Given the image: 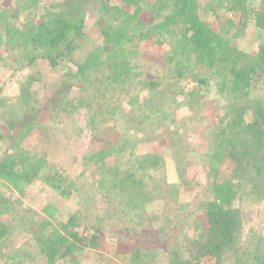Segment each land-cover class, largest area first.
Wrapping results in <instances>:
<instances>
[{
	"label": "trees",
	"instance_id": "trees-1",
	"mask_svg": "<svg viewBox=\"0 0 264 264\" xmlns=\"http://www.w3.org/2000/svg\"><path fill=\"white\" fill-rule=\"evenodd\" d=\"M121 1L133 8V12L112 8L117 11L116 15L108 0H66L61 6L47 7L39 21L32 18L18 23V12L32 13L30 8L38 7V0H22L17 11L12 13L9 9L0 13V48L6 47L20 54L17 61L26 60L27 65L41 59L48 60L52 67L62 62L65 67L67 63H74V71L84 84L83 90H90L93 94L60 101L56 115L64 113L69 118L70 112L86 111L87 124L95 123L97 104L102 103L93 95L105 97L108 92L125 87L121 85L142 76L143 70L139 71L137 61V40L155 37L159 44L169 45L164 57V77L175 79L171 86L193 79L199 87L215 80L226 94L228 121L225 120L226 127L215 135L214 146L209 153L218 164L212 167L216 179L211 194L197 202L190 214L193 216L200 212L204 217L192 219L186 225L179 221L173 225L176 239L173 238L167 252L156 247L147 249L137 243L130 252L128 262L264 264V232L254 230L246 233L243 213L235 205L244 193L264 199V104L250 98L251 82L256 76L264 85V0ZM90 4L99 15L105 45L82 56L80 51L86 42L84 28ZM220 10L238 15L239 23L235 18L220 16ZM143 11L148 14L145 20L139 15ZM120 13L124 18L120 17ZM212 16L226 30L235 28L237 35L255 27L261 39L258 52L246 53L236 47L232 36L215 27V19L210 18ZM115 22H118L117 26ZM103 54L107 55L106 59H103ZM68 69L71 70V67ZM160 80L150 75L139 79V84L147 92L138 110L134 108L128 115L124 140L111 143L88 157L92 164L100 165L113 155L128 152L125 162L104 166V179L99 182L98 188L106 202L130 215L138 224L157 217L150 210L148 213V209L157 201V194L162 191L160 184L164 182V177L151 175L152 171L161 170L163 158L156 154L136 153L132 137L138 132L144 134L146 126L151 125L154 118L169 119L171 112L161 107ZM30 89L31 80L20 86L21 104L16 111L3 110L6 105L0 101V121H12L13 126H19L22 129L18 131L19 137L26 135L34 126L30 116L37 107L28 103ZM245 98L250 99L252 104L243 101ZM249 107L254 113L247 118L245 110ZM129 131L133 135H128ZM225 162L234 165V176L220 180L218 173ZM47 163L45 156L22 147L15 156L0 157V180L23 195L27 186L40 179L69 198L76 183L53 165L47 169ZM45 170L47 172L43 173ZM148 178H152L153 182L150 183ZM235 178L239 179L238 182H245L243 190L235 184ZM7 203L11 204L10 197L0 196V215L12 210ZM82 219L74 214L60 228L52 227L46 219L42 223L33 219L23 223L27 224L22 228L30 233L28 241L6 255H0V264H26L41 253L46 254L50 264H53L59 258L75 255L85 248L98 249L103 243V234L99 230L93 233L80 231L78 228ZM15 230L0 224V254L5 253L1 248ZM178 232L183 234L177 236ZM2 256H6L4 261Z\"/></svg>",
	"mask_w": 264,
	"mask_h": 264
},
{
	"label": "rangeland",
	"instance_id": "rangeland-1",
	"mask_svg": "<svg viewBox=\"0 0 264 264\" xmlns=\"http://www.w3.org/2000/svg\"><path fill=\"white\" fill-rule=\"evenodd\" d=\"M21 1L0 0V13L9 9L12 13L17 11ZM65 2L66 0H38V7L30 8L32 13H22V10L18 12V23L32 18L39 21L45 15L47 7ZM202 3L204 4V1ZM108 4L112 11V8L119 7L129 13L133 12V8L121 0H108ZM113 12L117 15V11ZM218 14L235 18L237 23L240 21L238 15L225 10L218 11ZM122 15L120 13V17ZM139 15L144 20L148 17L144 11ZM108 18L110 16L107 21ZM99 22L98 13L91 4L88 5L84 28L86 42L80 51L82 56H86L96 47L105 45ZM214 22L218 30L233 37L236 47L246 53L258 52L261 39L255 27L249 28L245 34L237 35L235 28L226 30L216 19ZM115 23L117 26L118 22ZM136 45L139 50V71L143 70L142 76L121 85L125 87L108 92L105 97L93 95L94 99L102 101L100 105L97 104L94 124L86 123V111L70 112L69 118L64 113L56 115L60 101L93 94L90 90H83L84 84L74 71V63H67L65 67L62 62L59 66L52 67L48 60L41 59L27 65L26 60L17 61L20 54L9 51L6 47L0 48V101L6 105L3 110L9 109L8 112H11L20 107V86L28 80H31L28 103H34L37 107L30 116L34 126L22 137L18 135V131H22L19 126H13L12 121H0V157L15 156L16 151L22 147L26 148L45 156L48 161L47 169L53 165L76 183L72 195L66 198L40 179L27 186L23 195L0 180V196L10 197L11 204L7 203V207L12 208L1 213L0 224L9 229H16L14 233L10 232L11 235L1 248L5 253L0 255H6L28 241L30 233L22 228L27 224L23 223L32 219L42 223L43 219H46L52 227L60 228L71 216L77 214L83 218L78 229L85 233L101 231L104 236L103 243L98 249L85 248L75 255L59 258L53 264H130L128 257L137 243L147 249L156 247L162 252H167L173 238L176 239L173 225L178 221L186 225L187 222L193 221L192 219L204 217L200 212L193 216L190 214L197 202L210 196L216 179L212 167L218 164L211 156L212 153H209L212 152L215 135L226 127L228 121L226 94L220 90L215 80L209 85L199 87L193 79L171 86L175 79L164 77V57L169 45L159 44L155 37L137 40ZM102 57L106 59L107 55L103 54ZM68 67H71V70ZM148 75L161 79L158 87L163 103L161 107L171 113L168 114V120L154 118L151 120L152 124L146 126L144 134L138 132L132 136L136 153L156 154L164 161L159 172H151V175L156 177H164V182L160 184L162 191L160 190L157 201L148 209V213L150 210L157 217H151L145 220L144 224H138L130 215L106 202L98 188L99 182L104 179V166L125 162L128 152L113 155L105 164L100 165L92 164L88 157L111 143L124 140L128 115L132 109L138 110L143 95L147 92L138 81ZM257 78L256 76L251 82L250 98L260 100V103L264 104V85ZM195 89H198V92L194 94ZM228 98L230 99L229 96ZM243 101L251 103L250 99L245 98ZM245 111L247 118L254 113L252 107L246 108ZM129 133L128 135H133L131 131ZM233 169L231 162H225L218 173L219 179L233 178ZM45 172L47 171H43ZM148 180L153 182L152 178ZM233 180L243 190L245 182H238L237 178ZM235 205L243 213L246 233L254 230L264 232V199L244 193ZM180 234L183 233L178 232L177 236ZM5 259L6 256H2V261ZM26 264L50 262L46 254L41 253Z\"/></svg>",
	"mask_w": 264,
	"mask_h": 264
}]
</instances>
